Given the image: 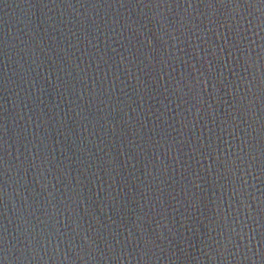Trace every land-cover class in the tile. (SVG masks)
Here are the masks:
<instances>
[{"label": "water", "instance_id": "water-1", "mask_svg": "<svg viewBox=\"0 0 264 264\" xmlns=\"http://www.w3.org/2000/svg\"><path fill=\"white\" fill-rule=\"evenodd\" d=\"M0 264H264V0H0Z\"/></svg>", "mask_w": 264, "mask_h": 264}]
</instances>
